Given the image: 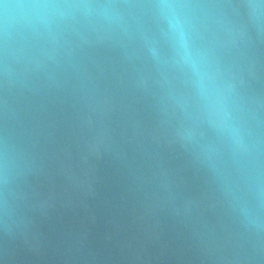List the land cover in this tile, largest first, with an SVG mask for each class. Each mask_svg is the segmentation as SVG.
<instances>
[{"label":"water","instance_id":"95a60500","mask_svg":"<svg viewBox=\"0 0 264 264\" xmlns=\"http://www.w3.org/2000/svg\"><path fill=\"white\" fill-rule=\"evenodd\" d=\"M0 264H264V0H0Z\"/></svg>","mask_w":264,"mask_h":264}]
</instances>
